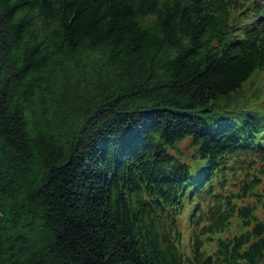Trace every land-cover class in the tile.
I'll return each instance as SVG.
<instances>
[{"label":"trees","instance_id":"trees-1","mask_svg":"<svg viewBox=\"0 0 264 264\" xmlns=\"http://www.w3.org/2000/svg\"><path fill=\"white\" fill-rule=\"evenodd\" d=\"M263 69L264 0H0V264H264Z\"/></svg>","mask_w":264,"mask_h":264},{"label":"rangeland","instance_id":"rangeland-1","mask_svg":"<svg viewBox=\"0 0 264 264\" xmlns=\"http://www.w3.org/2000/svg\"><path fill=\"white\" fill-rule=\"evenodd\" d=\"M259 2H262V0H258ZM243 92L241 93V100H250V102L253 105H257L259 108L264 109V69L255 71L252 76H250L243 84ZM188 141L185 140L181 143L182 147H186L188 145ZM247 203H252L253 199L248 198L246 199ZM257 214L259 216H264V203H258V208H257ZM233 225L231 226V233L235 234L238 232L243 231V227L239 226L238 221L239 218L238 216H234L233 219ZM183 239V245H184V250L188 251V244H189V238H190V233L187 230L186 234L184 235Z\"/></svg>","mask_w":264,"mask_h":264}]
</instances>
